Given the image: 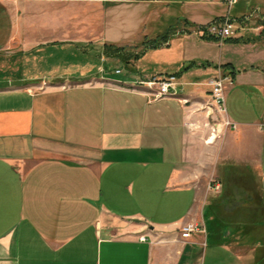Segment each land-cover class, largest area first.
<instances>
[{
  "label": "crops",
  "instance_id": "1",
  "mask_svg": "<svg viewBox=\"0 0 264 264\" xmlns=\"http://www.w3.org/2000/svg\"><path fill=\"white\" fill-rule=\"evenodd\" d=\"M68 1L0 0V264H264V32L244 27L264 0H109L189 8L148 50L174 59L157 72L180 81L163 98L132 87L152 71L90 78L83 60L58 62L75 53L57 39L73 24L41 6ZM225 19L228 40L199 29ZM219 74L233 77L222 118L235 129L207 141L196 109ZM189 223L204 230L185 239Z\"/></svg>",
  "mask_w": 264,
  "mask_h": 264
},
{
  "label": "rangeland",
  "instance_id": "2",
  "mask_svg": "<svg viewBox=\"0 0 264 264\" xmlns=\"http://www.w3.org/2000/svg\"><path fill=\"white\" fill-rule=\"evenodd\" d=\"M47 8L51 9L52 12H56L57 16L60 17H57V24L61 25V27H58V29H63V31L65 30L64 26L66 25V20H68V23L73 24L72 33H68L67 38L63 36L58 37L57 39L58 42L64 41L62 43H65V41L68 40V43H72L75 53L73 56H71V51H69L70 49L68 47L62 48L63 51L57 54L58 62L75 61L74 67H76L79 65L77 61H81L82 63L83 60L84 65H86L88 68V75L91 76L90 78L96 77L100 74L112 75L114 80L130 78L135 74L136 68H139L143 71H152L156 73L151 74L152 72H146L148 73L146 76L140 73L139 79L145 82H151L155 79V77L163 75H175L178 78L177 74L175 73H157L160 71L175 70L176 68L175 65H171L174 59H170L169 56L164 52L156 54L150 50L148 53L145 52L137 61L134 62L133 59L129 58V53L132 52L135 54L137 52H141L142 41H144L146 37L149 36L150 38H154L159 33V31H162L169 24H172L175 21L171 20L172 17L177 16L179 12L183 13V11H188L189 8L185 6H181L179 8L177 6H167L158 2L121 4L109 0H71L68 1V4L63 5L57 4L49 7L42 5L41 10L43 14L46 13ZM23 13L24 12H21V14ZM26 13L29 17H32L34 13V6L28 5V11H26ZM255 13L256 16L254 20L244 24V27L249 25L247 27H249L254 33L256 32L254 31L255 28H257L258 25L262 23L264 32V9H261L259 12ZM65 14L67 17H65ZM69 15H72V22L69 20ZM182 22L180 20L177 22L175 21L171 26L173 27L174 25H177L179 27L178 29H180V26L183 24ZM177 26H174V28ZM31 28H33V26ZM105 33L109 34L110 38H117L118 40H105ZM235 34L237 35L238 33L235 31L234 35ZM80 40H83L81 44L79 43ZM107 43L116 44L117 47H124L123 49H127V51L124 50L123 52L129 51V53H127L125 58H123L124 60L118 58L113 59L111 57L105 56L103 54V47L104 44ZM115 49L117 52L120 51V49ZM5 58L6 54H0V60L3 61ZM176 58H178V56H176ZM130 63H133L134 68L130 66ZM117 70L121 71L117 72ZM227 75L229 74H219L216 77L212 76L208 80L210 85L205 86V94L207 97L206 102L203 101L202 106L199 109H196L203 116V125L204 123H208L210 127L209 131L201 132V138L203 140L205 139L208 141L214 132H216V138H220L222 129H218L220 127L219 125L223 124V122L226 124V126L235 129V126H233L234 124L232 122L229 120L224 121L222 117L224 114H226V111L219 107L214 98L213 82L217 78H222ZM228 77L232 76L229 75ZM58 79L63 80V78ZM178 79L177 86L179 84L178 82H180ZM231 80H233V77ZM55 82L56 80H53V83ZM229 83L231 82H225L226 85ZM185 102L187 104L191 103L189 99H186ZM214 183L215 182H213V184ZM215 185L216 188H221L218 182H216ZM191 199L192 193H187V205Z\"/></svg>",
  "mask_w": 264,
  "mask_h": 264
},
{
  "label": "built area",
  "instance_id": "3",
  "mask_svg": "<svg viewBox=\"0 0 264 264\" xmlns=\"http://www.w3.org/2000/svg\"><path fill=\"white\" fill-rule=\"evenodd\" d=\"M229 7L236 4L239 0H224ZM204 33V31H202ZM206 32L219 40L223 41L227 38L234 36L235 26L231 19H225L219 22L212 23L208 26ZM121 70H117L120 72ZM231 77L224 76L222 78H217L214 83V98L220 108L226 110L225 108V82H232ZM139 82H145L143 80H138L132 86L134 89L139 87ZM151 84V93L155 98L167 97V90H175L177 87V77L175 75H163L155 77ZM157 85V86H156ZM234 126V125H233ZM204 228L199 224L189 223L182 227V237L187 239L191 237L194 232L203 231ZM142 240H147L145 236L141 238Z\"/></svg>",
  "mask_w": 264,
  "mask_h": 264
},
{
  "label": "trees",
  "instance_id": "4",
  "mask_svg": "<svg viewBox=\"0 0 264 264\" xmlns=\"http://www.w3.org/2000/svg\"><path fill=\"white\" fill-rule=\"evenodd\" d=\"M185 22L188 23L187 20H185ZM174 26H177V25H174ZM174 26L173 27L170 26L164 33H162L161 35H159V36H157L155 38L146 37L144 39V41H142V50H141V52H137L135 54L132 53V52L129 53V51L128 52H123L124 50L127 51V49H123L124 47H121V46L117 47V45L113 44V43H107V44H104L103 54L105 56L111 57L113 59L118 58V59L124 60L123 58H125L126 54L129 53L130 54L129 58L133 59V62L137 61L141 57V55H143L149 49L159 48V47L169 43V41L172 38V36L179 31V29H178L179 27L177 26V27L174 28ZM208 26H201L199 28L200 30L204 31L203 36L206 37V38H211V39H215L217 41H220L218 38H216V37H214L212 35H209L206 32ZM225 40H228V38L225 39ZM115 48L120 49V51L117 52ZM130 66L134 68L133 63H130ZM221 67L224 69L225 66H221Z\"/></svg>",
  "mask_w": 264,
  "mask_h": 264
},
{
  "label": "bare ground",
  "instance_id": "5",
  "mask_svg": "<svg viewBox=\"0 0 264 264\" xmlns=\"http://www.w3.org/2000/svg\"><path fill=\"white\" fill-rule=\"evenodd\" d=\"M139 85H147V86L151 87L150 82H139ZM175 92H176L175 90H167V96L175 95Z\"/></svg>",
  "mask_w": 264,
  "mask_h": 264
}]
</instances>
